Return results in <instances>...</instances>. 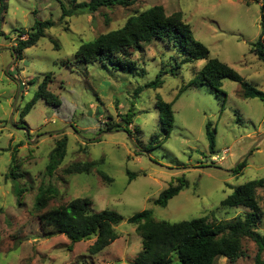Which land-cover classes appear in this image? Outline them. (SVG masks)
Masks as SVG:
<instances>
[{
    "label": "rangeland",
    "instance_id": "1",
    "mask_svg": "<svg viewBox=\"0 0 264 264\" xmlns=\"http://www.w3.org/2000/svg\"><path fill=\"white\" fill-rule=\"evenodd\" d=\"M262 1L135 0L129 7L64 14L61 7L71 10L73 0H5L0 12V264H136L141 238L127 220L139 212L152 210L155 221L171 224L197 218L229 222L249 212L221 207L220 202L238 186L264 179V101L245 99L241 85L228 80L221 93L191 86L178 95L206 61L181 63V54L165 41L143 44L133 52L136 69L131 74L100 62L73 61V54L82 44L122 28L131 16L161 6L167 15L183 14L209 59L226 64L264 91L263 65L250 52L260 34ZM36 20H51L53 27L16 59L12 51ZM161 69H174V75L163 76L160 88L135 93ZM46 75L48 90L60 106L39 100L21 116ZM158 99L174 101L166 140ZM128 113L133 116L127 125L122 118ZM207 123L214 135L213 153ZM108 124L114 128L107 130ZM153 136L159 142L149 145ZM63 138L65 157L49 175V154ZM224 151L227 155L220 161ZM92 162L96 165L89 174L65 172ZM241 162L244 167L234 172ZM178 178L184 180L182 191L165 208L155 206L159 194L177 186ZM41 192H48L47 202L38 211L35 203ZM74 199H88L90 212L111 210L122 217L114 227L118 239L94 256L87 252L94 238L71 245L64 235L45 238L41 232L38 215ZM256 199L263 213L257 228L262 235L264 188L256 190ZM242 250L235 263L220 258L215 264H254V243L243 240Z\"/></svg>",
    "mask_w": 264,
    "mask_h": 264
},
{
    "label": "trees",
    "instance_id": "2",
    "mask_svg": "<svg viewBox=\"0 0 264 264\" xmlns=\"http://www.w3.org/2000/svg\"><path fill=\"white\" fill-rule=\"evenodd\" d=\"M135 0H89L88 2L75 3L72 9L61 10L64 14H93L99 8L113 6L129 7ZM5 0H0V12L4 9ZM260 34L255 42L251 44L250 52L254 54L264 68V0L260 6ZM73 10V11H72ZM53 27L51 20L35 21L31 31L25 39L18 41L14 48L16 59H20L21 53L36 45L44 36V31ZM167 42L182 56L181 63H196L205 60L200 70L196 72L195 78L186 86L182 87L178 95L191 86H206L216 93H221L224 80L236 82L241 85L245 99L257 98L264 101V91H259L252 85L246 83L232 68L217 59L208 58V50L197 41L192 34L190 26L184 22L183 14L175 12L167 15L161 6H154L137 15L127 19L124 26L96 37L93 41L82 44L73 54V61L94 65L100 62L105 67H110L122 73H133L136 69L135 61L132 59L133 52L141 48V45L152 42ZM178 69V68H174ZM160 70L154 80L138 87L136 94L146 89L160 88L163 76H173V70ZM50 82L46 75L37 85L33 97L25 105L21 116H26L35 104L41 100L52 107L60 106L57 96L48 90ZM32 84V83H31ZM156 106L159 111V119L162 123L164 140L167 139L169 129L173 124L172 104L158 99ZM133 114L123 116L125 124H130ZM107 130L114 126L106 125ZM127 131V130H126ZM128 132V131H127ZM129 133V132H128ZM206 138L209 150L214 152V135L210 131V124H206ZM158 141L153 136L149 145ZM67 140L65 138L55 142L54 148L49 154L46 171L51 175L62 163L66 154ZM96 165L95 162L84 165H74L65 170L67 174H89ZM244 167L241 162L235 169L240 171ZM99 174L111 182L102 172ZM10 176L15 178L11 170ZM129 179L128 182H131ZM178 185H170L163 190L154 205L165 208L173 197L184 188V180L178 178ZM264 188V179L249 181L238 186L232 194L220 202L224 208L243 207L248 209L242 217H236L229 222H207L206 218H197L179 223L158 222L153 218L152 210L139 212L127 220L129 225L135 226V231L141 238V251L135 259L136 264H215L217 259L223 258L228 263H235L243 255L242 241L249 240L254 243L257 253L254 264H264V234L257 232L258 224L263 213L258 207L256 190ZM47 194L41 192L35 203L37 210L45 208ZM122 221V217L111 210H103L97 213L90 212V201L88 199H74L65 205L51 208L38 215V222L43 237L50 238L55 235H64L71 245L81 241L95 239L88 247L89 255L94 256L116 239L118 234L114 230ZM71 247V246H70Z\"/></svg>",
    "mask_w": 264,
    "mask_h": 264
},
{
    "label": "built area",
    "instance_id": "3",
    "mask_svg": "<svg viewBox=\"0 0 264 264\" xmlns=\"http://www.w3.org/2000/svg\"><path fill=\"white\" fill-rule=\"evenodd\" d=\"M226 155H227V151H224V152H223V156H222V158H220L219 160H220V161H223V160L225 159V156H226Z\"/></svg>",
    "mask_w": 264,
    "mask_h": 264
},
{
    "label": "water",
    "instance_id": "4",
    "mask_svg": "<svg viewBox=\"0 0 264 264\" xmlns=\"http://www.w3.org/2000/svg\"><path fill=\"white\" fill-rule=\"evenodd\" d=\"M13 52V54H14V51H12ZM15 55V54H14ZM113 132H110V133H108V134H112ZM256 145H254L253 146V148L255 147ZM248 154V153H247ZM247 154L245 155V156H247ZM245 156L244 157H242L243 159L245 158ZM242 160V159H241ZM240 162V160L237 162V164Z\"/></svg>",
    "mask_w": 264,
    "mask_h": 264
}]
</instances>
